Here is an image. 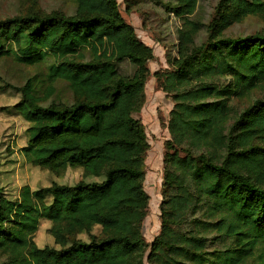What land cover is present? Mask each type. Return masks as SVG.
I'll use <instances>...</instances> for the list:
<instances>
[{"label": "trees", "instance_id": "obj_1", "mask_svg": "<svg viewBox=\"0 0 264 264\" xmlns=\"http://www.w3.org/2000/svg\"><path fill=\"white\" fill-rule=\"evenodd\" d=\"M72 1L69 14L0 19V57L43 67L13 86L11 108L28 123L20 152L54 176L80 170L73 183L23 184L13 199L0 189V264H144L147 249L148 264H264V100L226 124L228 100L264 77V33L221 35L264 11V0H220L221 22L212 21L199 45L194 29H177L174 68L158 78L173 105L151 242L141 231L148 142L133 114L145 99L152 48L117 0ZM170 1L178 16L196 2ZM40 219L58 247L33 241Z\"/></svg>", "mask_w": 264, "mask_h": 264}, {"label": "rangeland", "instance_id": "obj_2", "mask_svg": "<svg viewBox=\"0 0 264 264\" xmlns=\"http://www.w3.org/2000/svg\"><path fill=\"white\" fill-rule=\"evenodd\" d=\"M220 0H196L190 13L176 15L167 10L170 0H117L118 9L125 19L134 26L137 36L152 48V56L146 61L143 73L145 99L134 116L142 123L148 148L144 155V190L149 195L147 214L142 222V234L147 242L160 230V201L162 199L163 155L165 140L169 137L167 121L173 102L170 93L163 91L159 85V77L174 68L173 59L177 57L179 38L177 29H194L192 43L199 45L210 34V24L221 22ZM72 0H0V19L28 13L49 14L53 12L72 13ZM189 20V22H187ZM253 33H264V11L249 13L238 21H234L222 30V36L239 37ZM88 50L85 51V54ZM17 64L10 57H0V189L7 197H17L19 188L28 184L31 188L48 185L51 181L73 183L80 177L76 169H68L60 176H54L46 169H40L27 163L20 152L25 143V129L28 125L21 115L11 108L19 99V93L13 86L24 83L27 76L40 66ZM227 80V79H226ZM264 100V77L247 95L233 96L228 100L230 125L240 112L255 100ZM49 221L40 219L33 235L37 246L58 247L48 233ZM95 232H99L96 227ZM215 234V232L213 233ZM86 238L85 234L79 235ZM213 242L216 240H212ZM213 244L210 243L211 248ZM214 246L223 247V244ZM148 249L143 260L146 261ZM0 253V261L5 259ZM246 264H255L250 259Z\"/></svg>", "mask_w": 264, "mask_h": 264}, {"label": "crops", "instance_id": "obj_3", "mask_svg": "<svg viewBox=\"0 0 264 264\" xmlns=\"http://www.w3.org/2000/svg\"><path fill=\"white\" fill-rule=\"evenodd\" d=\"M79 171V173H80V170H78Z\"/></svg>", "mask_w": 264, "mask_h": 264}]
</instances>
